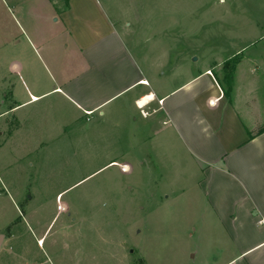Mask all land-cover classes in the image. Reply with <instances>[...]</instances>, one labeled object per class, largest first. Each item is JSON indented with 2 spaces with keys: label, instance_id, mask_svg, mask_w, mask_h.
<instances>
[{
  "label": "rangeland",
  "instance_id": "374dc122",
  "mask_svg": "<svg viewBox=\"0 0 264 264\" xmlns=\"http://www.w3.org/2000/svg\"><path fill=\"white\" fill-rule=\"evenodd\" d=\"M65 18L77 28L107 18L154 71L152 86L206 69L223 87L231 77L241 119L256 106L264 127V0H0V264L222 263L230 239L202 174L155 165L152 120L124 112L128 97L115 118L83 115L58 95L27 102L60 79L35 34L61 68L80 63ZM239 53L252 61L238 65Z\"/></svg>",
  "mask_w": 264,
  "mask_h": 264
},
{
  "label": "crops",
  "instance_id": "0c3cea01",
  "mask_svg": "<svg viewBox=\"0 0 264 264\" xmlns=\"http://www.w3.org/2000/svg\"><path fill=\"white\" fill-rule=\"evenodd\" d=\"M64 13L57 15L64 18ZM67 22L71 51L81 55L80 63L61 68L49 40L35 34L41 55L60 79L37 96L29 93L27 102L58 95L83 115L115 118L111 109L128 97L124 112L132 106L141 119L152 120L155 165L175 168L178 161L182 171L202 174L198 186L205 189L207 203L230 239V245L221 250L228 257L220 264H264V132L254 135L261 128L260 108L254 106L250 123L243 122L210 69L188 76L176 87L164 80L152 86L149 77L154 71L137 65L107 18L86 19L78 28ZM238 56V65L252 61L241 53ZM8 111L14 112L15 107ZM123 165L117 167L124 170Z\"/></svg>",
  "mask_w": 264,
  "mask_h": 264
},
{
  "label": "trees",
  "instance_id": "16d2710c",
  "mask_svg": "<svg viewBox=\"0 0 264 264\" xmlns=\"http://www.w3.org/2000/svg\"><path fill=\"white\" fill-rule=\"evenodd\" d=\"M217 82L219 83L220 87L223 89L224 93H225L227 96H229V95H230L229 91L231 90V87H230V86H231V84H230V82H231V77H230V81H229L228 87H223V84H222L220 81H217ZM262 132H264V127L258 128V129L256 130V132H255L254 135H259V134H261ZM251 136H253V134H249V137H251Z\"/></svg>",
  "mask_w": 264,
  "mask_h": 264
},
{
  "label": "bare ground",
  "instance_id": "6f19581e",
  "mask_svg": "<svg viewBox=\"0 0 264 264\" xmlns=\"http://www.w3.org/2000/svg\"><path fill=\"white\" fill-rule=\"evenodd\" d=\"M146 101V99H143V100H140L139 102H138V105L140 106V107H142L143 105H144V102Z\"/></svg>",
  "mask_w": 264,
  "mask_h": 264
},
{
  "label": "water",
  "instance_id": "95a60500",
  "mask_svg": "<svg viewBox=\"0 0 264 264\" xmlns=\"http://www.w3.org/2000/svg\"><path fill=\"white\" fill-rule=\"evenodd\" d=\"M3 240H4V236L0 235V246H1L2 242H3Z\"/></svg>",
  "mask_w": 264,
  "mask_h": 264
}]
</instances>
